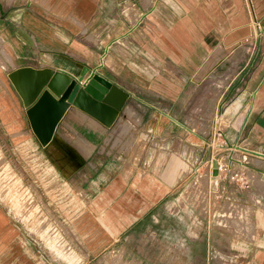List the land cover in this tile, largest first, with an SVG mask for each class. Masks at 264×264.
Segmentation results:
<instances>
[{
    "label": "crops",
    "instance_id": "1",
    "mask_svg": "<svg viewBox=\"0 0 264 264\" xmlns=\"http://www.w3.org/2000/svg\"><path fill=\"white\" fill-rule=\"evenodd\" d=\"M4 54L6 63H14L10 70L48 66L77 74V62L116 84L128 93L121 113L131 123L127 130L131 142L122 160L113 151L98 153L105 134L90 128L96 120L76 109L88 127L67 121L96 143L88 159L94 167L87 161L66 179L71 186L70 177L81 179L86 208L81 213L71 208L67 240L52 234L53 227L43 220L32 226L37 238L0 198V264H74L77 257L68 242L86 257L81 264H89V255L98 256L121 239L118 250L137 252L138 244L131 241L140 238L145 252L160 249L161 260L150 261L146 255L142 263L130 259L132 264H264V206L252 222L251 228L258 230L256 243L241 242L235 253L231 217L221 214L224 203H229L225 184L218 179L211 190L208 182V190L220 198L219 215L225 220L221 228L217 213L207 210L215 197L207 194L203 210L201 204L190 202L200 203L187 188L201 155L195 145L192 154L185 152L184 139V124L192 119L185 111L190 102L186 92L199 84L193 77L201 69V77H207L211 65L218 68L233 61L225 75L215 79L224 83L212 88L220 96L231 92L223 103L226 109L222 114L211 110L204 119L213 124L212 133L217 123H224L220 132L227 131L228 144L241 152L264 154V0H0V58ZM210 102L216 108L219 99ZM120 118L106 133H119ZM18 134L19 144H24ZM28 141L34 148L22 146L29 154L35 155V149L45 154L31 134ZM0 177L11 179L9 172H0ZM6 193L15 212L30 220L32 206L22 204L27 212L22 215L15 188L8 187ZM156 235L161 236L159 248L154 246ZM217 236H225L221 245ZM176 249L184 256L174 262L169 252Z\"/></svg>",
    "mask_w": 264,
    "mask_h": 264
},
{
    "label": "rangeland",
    "instance_id": "2",
    "mask_svg": "<svg viewBox=\"0 0 264 264\" xmlns=\"http://www.w3.org/2000/svg\"><path fill=\"white\" fill-rule=\"evenodd\" d=\"M220 52L228 53V50H222ZM226 55L229 54H225V56ZM241 55H239L236 60L234 68ZM216 60H220V58ZM7 61H9V59H7L6 54H4V57L0 58V172H9L11 179L0 177V198L5 201L4 203L9 209V212L24 225L28 232L32 233L37 238H39V234L32 226L37 224L39 220H43L47 222L49 226L51 225L53 227L54 230L52 234L55 235L58 233L66 239L64 234H68V231L71 230V225L68 222L70 221L68 216H70L71 208L72 211L80 213L86 208L83 202H86L87 198L80 184L81 179L78 180L75 177H70L73 179V186H71L70 182L62 177L52 166L46 154L35 149V155H31L23 148L24 145L34 148L28 141L30 134L31 136L33 135L30 132L26 118L24 117L25 120L23 118L20 100L6 76V73L10 71L14 63L8 64L6 63ZM232 62L233 61L223 62L218 68L211 65V74L207 77H201L202 69L199 71L200 74L197 72L193 77V80H197L199 84L194 90L186 92V97L190 102L186 105L185 111L187 116H190L192 119L184 124V139L186 140L185 152L192 154L191 147L195 145V147L200 148L201 155L197 165H194L189 177V179L194 180L191 181V184L187 188L189 193L195 194L196 198L200 200V203L199 201H195L196 203H194L192 199L190 202L196 207L201 204V210H203L207 194L209 193L211 198L213 196L216 200L214 202L212 201L211 204H207V210L209 214L212 212L217 213L216 217L218 216V218L216 219L218 227L221 228L225 225L224 217L219 215L221 202L218 200L220 198L217 199L218 195L216 191L208 190V182L211 174V157H213L218 163V181H220L221 184L224 183L227 191H229V203H224L221 214L225 217H231L229 226H231L233 232L232 242L236 243V247H233V249L238 250L234 251L235 253H239L240 250L237 249L239 248L237 246H239L241 242L250 245L257 241L256 233L258 230L256 231L254 226L253 229L251 227L252 222H255L254 215L261 211L260 207L263 208L264 206V181L262 176H258L259 174H264V157L243 150L242 153L245 155V158L241 156L237 157L236 154L241 152L238 146L235 144H228L224 136L225 134L227 136V131H224V135L220 132L225 124L217 123L215 125L216 130L212 133L210 128H212L213 124L207 119H204V116L206 118L211 110H215L217 114H222L226 109L223 103L230 97L231 92L229 93V91H227L220 96V94H218V92L216 93L212 88L221 86L224 83H218L215 79L223 77L230 69V64ZM223 64H225V66H223ZM205 66H208V62H206L202 68ZM239 78L240 73L236 79L233 80V83L235 80H239ZM211 99H219L216 108L210 106ZM76 109L77 108L69 109L66 113L67 120H73V122L78 125L88 127L85 125L87 123L86 118L79 114ZM125 111V114L130 116V109L126 108ZM120 115L121 118L118 120V123L116 122L118 124L116 128L119 132L118 134H111L110 131L106 133V129L97 121L98 124L94 122V124L89 125V127L95 128L99 130L100 133L105 134L103 139L99 140L98 153L107 154L113 151L112 155L122 160L124 155H128L131 137H128L129 131L127 130L131 127V123L125 120L122 113H120ZM196 115L202 116L203 119L199 120L195 118ZM65 122L68 127L69 122ZM72 131H74V129H72ZM18 132L22 135L24 142V144L22 143L23 146L18 142V139H20ZM124 132L127 133L124 134ZM172 133H174V131H172L171 134ZM61 135L66 140L73 143L81 152L88 153L91 151L93 143L78 132L65 130ZM91 156H93V154ZM254 159H258L260 164H256ZM88 164L90 167H94V163L91 160L88 161ZM10 186L14 187L19 194V202L21 205L27 203V206H32L29 210L30 215L28 218L30 220L26 221V218H22L21 214L15 212L11 206L9 194L6 193L7 188ZM246 194L248 197H246ZM245 200L247 201L245 202ZM22 207L23 205L21 209H23ZM24 213L26 214L27 212L23 209L22 215ZM259 214L261 215L262 213L260 212ZM169 222L174 226L177 225L176 219H170ZM262 225L259 224V226ZM255 226L258 227V223H255ZM67 236L68 239H70V235ZM224 238L225 236H217L220 245ZM154 239V246L159 248L161 236L156 235ZM142 240V238H140L138 242L132 240L131 245L138 244V250L137 252L132 250L128 253V250H118L117 247L123 242L121 239L98 256L94 253V255H89V264H110L107 262H111L113 258L118 259V261H113L114 264H132L134 260H142V263L146 255H148L150 261L160 262L162 256L160 249L156 248L151 252H145V244L142 246ZM73 245H71L70 242L67 243V246L70 250H73L77 257L74 264H81V262H83L82 260L86 257L77 245ZM213 254L214 252H211V254L206 253L205 260H208V257H211ZM178 255H181L180 259L184 256L180 251L178 252L177 249L169 252L170 260L174 262H176ZM185 256H190V253ZM132 258H134V260H130ZM113 263L111 262V264Z\"/></svg>",
    "mask_w": 264,
    "mask_h": 264
},
{
    "label": "water",
    "instance_id": "3",
    "mask_svg": "<svg viewBox=\"0 0 264 264\" xmlns=\"http://www.w3.org/2000/svg\"><path fill=\"white\" fill-rule=\"evenodd\" d=\"M77 74H69L60 67L20 66L6 76L16 92L33 137L60 175L69 177L83 167L96 148L81 152L62 137L66 113L71 108L84 112L105 129L111 128L120 116L128 93L105 79L86 65L75 62ZM264 156V154H257ZM217 162L211 160L210 189L217 183ZM264 180V175H262Z\"/></svg>",
    "mask_w": 264,
    "mask_h": 264
},
{
    "label": "bare ground",
    "instance_id": "4",
    "mask_svg": "<svg viewBox=\"0 0 264 264\" xmlns=\"http://www.w3.org/2000/svg\"><path fill=\"white\" fill-rule=\"evenodd\" d=\"M223 66H225V64H223ZM236 156L237 157L241 156V157L245 158V155L242 152L237 153ZM254 162H256V164H260V161L258 159H254ZM218 174H219V172H218V164H217V175H216L217 180L219 179V175ZM257 174H259V173H257ZM258 176H262V175L259 174ZM259 179H260V177H259Z\"/></svg>",
    "mask_w": 264,
    "mask_h": 264
},
{
    "label": "built area",
    "instance_id": "5",
    "mask_svg": "<svg viewBox=\"0 0 264 264\" xmlns=\"http://www.w3.org/2000/svg\"><path fill=\"white\" fill-rule=\"evenodd\" d=\"M217 162V161H216ZM218 164V163H217Z\"/></svg>",
    "mask_w": 264,
    "mask_h": 264
}]
</instances>
